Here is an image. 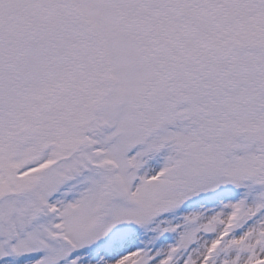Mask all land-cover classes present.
<instances>
[{
  "label": "snow or ice",
  "instance_id": "obj_1",
  "mask_svg": "<svg viewBox=\"0 0 264 264\" xmlns=\"http://www.w3.org/2000/svg\"><path fill=\"white\" fill-rule=\"evenodd\" d=\"M0 264H264V0H0Z\"/></svg>",
  "mask_w": 264,
  "mask_h": 264
}]
</instances>
